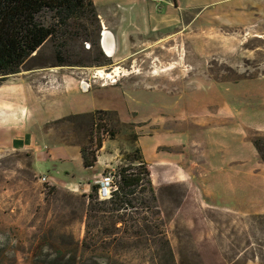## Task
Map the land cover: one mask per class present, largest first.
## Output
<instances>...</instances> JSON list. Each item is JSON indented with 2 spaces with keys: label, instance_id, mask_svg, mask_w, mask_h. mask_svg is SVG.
<instances>
[{
  "label": "rangeland",
  "instance_id": "obj_1",
  "mask_svg": "<svg viewBox=\"0 0 264 264\" xmlns=\"http://www.w3.org/2000/svg\"><path fill=\"white\" fill-rule=\"evenodd\" d=\"M95 1L101 3L96 7L98 15L105 17L104 22L117 35L111 67L89 66L96 51L82 40L57 46L66 60V65H58L55 49L60 40L51 39L26 60L18 73L7 77L23 76L36 83L34 100L39 120L57 118L58 113L64 115L77 107L116 109L124 118L140 121L135 124V132L136 125H146L140 130L150 126L156 131L161 126H179L184 132H196L207 142L212 132L207 128L212 125L210 119L214 118L213 125L217 126L219 117L213 113L222 108V96L226 95V103L235 112L229 121L232 132L238 134L241 129L249 140L250 127L241 119L244 108L239 117L243 99L239 94L224 92L214 77L228 76L231 71L240 75L244 70L257 75L251 78L264 77L257 74L264 64V0H155L151 6L164 14L167 25L146 32L134 30V20L128 16L122 21L123 28L117 25L115 15L110 14L117 10L113 8L115 0ZM245 1L251 5L242 8L239 2ZM227 4H236V10H242L237 19L248 21L247 25L221 22L230 17ZM256 65H260L258 69ZM98 70L112 73L115 78L100 77ZM53 75L78 86L68 94L71 106L58 103V97L46 91ZM226 82L225 86L232 84ZM260 116L246 115L253 120ZM62 118L46 124L54 139L79 147L89 144L91 126L87 118ZM130 134L128 127L121 126L119 142H107L104 149L118 154L101 175L111 172L115 181L119 165L129 163L128 158L139 161L137 146L145 160L142 146L132 143ZM217 136L215 131L211 135ZM50 143L55 142H37L35 148L21 150L0 149V264H118L117 260L122 264H150V256L156 253L165 258L163 264H264V164L251 142L241 146L231 142L230 150L236 155L226 164L228 173L202 178L208 167L219 169L211 162L209 146L190 142L184 148H167L159 142L155 151L166 153L170 161L153 166L151 182L172 261L165 250L147 248L134 237L105 250L85 249L82 240L87 197L50 183L54 178L70 179L71 174L76 182L85 179L79 152L76 147L59 146L53 149L52 160L44 153L53 146ZM147 144L142 142L144 147ZM176 152L184 154L175 161L171 153ZM95 170L88 174L93 176ZM42 175L48 181H40Z\"/></svg>",
  "mask_w": 264,
  "mask_h": 264
},
{
  "label": "trees",
  "instance_id": "obj_2",
  "mask_svg": "<svg viewBox=\"0 0 264 264\" xmlns=\"http://www.w3.org/2000/svg\"><path fill=\"white\" fill-rule=\"evenodd\" d=\"M101 29L93 0H0V84L9 75L18 73L26 60L51 39L60 40L55 49L58 65H66V60L57 46L64 47L68 44L67 41L76 43L82 40L89 42V48L93 47L96 51L91 56L89 66L111 67L113 59L105 55L100 46ZM259 66L256 65V69ZM230 73L232 76L216 74L214 79L236 82L257 76L248 70L240 75L232 71ZM257 74L264 76V64ZM78 118H87L91 126L87 140L90 145H80L84 167L95 164L103 140L116 137L121 126L129 128L134 141L132 143H136L138 135L134 130L135 123L122 122L116 110L95 109L70 114L62 119L70 121ZM248 136L264 164V132L248 128ZM91 142L94 143L91 145ZM135 151L139 152V161L134 162L128 158L129 163L117 167V179L114 181L116 189L108 199H98L97 184L91 186L88 194H82L88 199L82 246L87 250H105L124 238L134 237L147 248L157 246L160 250H165L172 261L173 254L165 236L164 221L159 215L150 167L138 146ZM157 254L150 256V264H163L165 258ZM117 263L122 264V261L117 260ZM94 264L101 263L95 261Z\"/></svg>",
  "mask_w": 264,
  "mask_h": 264
},
{
  "label": "crops",
  "instance_id": "obj_3",
  "mask_svg": "<svg viewBox=\"0 0 264 264\" xmlns=\"http://www.w3.org/2000/svg\"><path fill=\"white\" fill-rule=\"evenodd\" d=\"M155 0H115L113 3V8L117 10H111L110 14L115 15L116 20L118 21L117 25L122 26V21L126 20V17L133 18L134 22L131 24L134 26V30H138L139 32H146L153 29H160V27H166L167 19L164 17V14L160 13L159 10H154L151 6V2ZM231 1L233 0H226ZM95 6L97 8L100 7L101 3L93 0ZM223 2V0H215L212 3ZM241 7L243 8L248 6L247 1L239 2ZM228 9L227 12L230 14L229 19L221 20V22L226 25H241V23L247 25V22H243L237 19L240 14H242V10H236V4H227ZM251 5V4H250ZM169 6H167V9ZM178 8H181L178 6ZM240 8V7H239ZM234 12V13H232ZM100 18V23L102 26L101 31H108L112 36V54L108 55L114 59L113 55L116 51V33L115 30L112 29L104 22V16L101 14L98 15ZM249 20V19H247ZM123 28V26H122ZM116 35V36H115ZM101 37V34H100ZM105 50V49H104ZM50 86L48 90L52 93V96L55 98L58 97V103L62 102V104L71 106V100L68 97V94L71 90H78V86H70L67 84V80L63 77H55L54 75L51 77ZM54 79L56 82H54ZM216 81V80H215ZM221 82L223 89H225L227 93L239 94V98L243 99L244 105H240V114L241 115L244 110V115L241 119L244 120V123L247 127L264 130V77L260 76L257 78H243L238 80L237 82H231L232 84H228L229 86H225L226 81H217ZM58 84V85H55ZM84 84V83H83ZM86 85L84 84V88ZM86 89V88H85ZM38 90L35 82L30 81L29 79L21 76V77H12L6 79L3 83L0 84V149H26L35 148L37 146V142H55L50 143L53 146L47 148L44 152L47 157L54 160L55 155L53 154V149L59 146L66 147H76L79 152V164L85 175V179L82 181H74V175L71 174L68 177L70 179H64L62 181H56L54 178L50 180L52 185H55L58 188H64L69 191L80 193V194H88L91 190V186L96 184L97 180L100 178L102 171L106 167H110L113 165V160L117 157V152L115 151H107L105 150V146L107 142H119V137L116 135L114 138H105L103 140V145L97 155V160L93 166L84 167L82 164V159L80 156V147L78 145L66 144L60 142H70L61 139H54L52 134L48 132L46 126L49 122L55 121L61 117H64L69 114L74 113H83V112H91L94 109H106V108H92L90 110L71 108L69 113H65L64 115H59L57 118L50 119L48 121L39 120L36 115L37 103L34 100V92ZM194 94V92H192ZM226 95H223L222 108L218 107L216 113L213 115H218V123L217 126L214 124V118L210 119L211 126H208L212 132H209L210 140L207 139V142L200 139L196 132L183 131L176 126L175 128L164 129L162 126L160 127V131H156L153 128H148L144 130H140L141 127H145L146 125H136V133L138 144L142 146V151L145 157V161L149 164L151 176H152V168L156 163H160V166H163L164 163L170 161V156H166L162 151H155L157 146L160 143H164V147L172 148L182 146L184 148L187 147L189 143H204L212 149V164H218L219 169L214 170V166L211 168H207L205 173L200 175V178L204 176H213L215 174H223L226 172V164L230 163V159L233 155H236L235 151L230 150L231 142H237L238 146H241L244 142H250L247 140L244 135V131L241 129L237 130L238 134H234L230 127V115H235V112H232L230 106L226 103L225 99ZM234 110V106L232 107ZM242 108H244L242 110ZM116 110V109H113ZM119 118L125 122H133L135 124H139L140 121H130V119L124 118V115L119 110H116ZM261 114L259 119H247V114ZM178 117L176 116V119ZM192 118V117H191ZM47 124V125H46ZM191 126L198 127L196 124L190 123ZM228 125V127H227ZM217 133L216 138H212L213 132ZM142 142H148L145 147L142 145ZM191 145V144H190ZM185 150V149H184ZM153 151V152H152ZM35 156L38 157L37 151L34 152ZM170 154V153H169ZM174 154L173 159L176 161L179 160V156L184 154V152H176L171 153ZM145 155H149V159ZM243 155V154H242ZM46 158V157H45ZM244 160V159H243ZM96 169L93 176L90 173L92 169Z\"/></svg>",
  "mask_w": 264,
  "mask_h": 264
},
{
  "label": "built area",
  "instance_id": "obj_4",
  "mask_svg": "<svg viewBox=\"0 0 264 264\" xmlns=\"http://www.w3.org/2000/svg\"><path fill=\"white\" fill-rule=\"evenodd\" d=\"M113 174L111 172H107L100 176L97 180V197L98 199H108L111 196L112 191L116 189V185L113 179ZM40 181H48L45 175L39 177Z\"/></svg>",
  "mask_w": 264,
  "mask_h": 264
},
{
  "label": "bare ground",
  "instance_id": "obj_5",
  "mask_svg": "<svg viewBox=\"0 0 264 264\" xmlns=\"http://www.w3.org/2000/svg\"><path fill=\"white\" fill-rule=\"evenodd\" d=\"M112 44L113 43H112L111 34L108 31L104 30L103 31V47H104L107 55L112 54V51H113V48H112L113 45ZM97 73L100 77L107 76V78L109 77L112 80L115 78L114 75H112V73H109V72L107 73V72H103L101 70H98Z\"/></svg>",
  "mask_w": 264,
  "mask_h": 264
},
{
  "label": "water",
  "instance_id": "obj_6",
  "mask_svg": "<svg viewBox=\"0 0 264 264\" xmlns=\"http://www.w3.org/2000/svg\"><path fill=\"white\" fill-rule=\"evenodd\" d=\"M100 45H101V48H102L103 52L105 53V55H107V53H106V51L104 50V47H103V31H101Z\"/></svg>",
  "mask_w": 264,
  "mask_h": 264
},
{
  "label": "clouds",
  "instance_id": "obj_7",
  "mask_svg": "<svg viewBox=\"0 0 264 264\" xmlns=\"http://www.w3.org/2000/svg\"><path fill=\"white\" fill-rule=\"evenodd\" d=\"M101 46V45H100Z\"/></svg>",
  "mask_w": 264,
  "mask_h": 264
}]
</instances>
